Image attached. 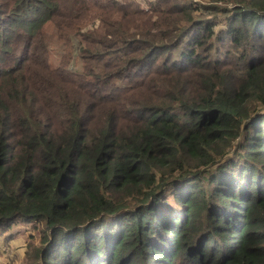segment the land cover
Listing matches in <instances>:
<instances>
[{"label": "trees", "instance_id": "16d2710c", "mask_svg": "<svg viewBox=\"0 0 264 264\" xmlns=\"http://www.w3.org/2000/svg\"><path fill=\"white\" fill-rule=\"evenodd\" d=\"M19 225L28 264H264V0H0Z\"/></svg>", "mask_w": 264, "mask_h": 264}, {"label": "rangeland", "instance_id": "374dc122", "mask_svg": "<svg viewBox=\"0 0 264 264\" xmlns=\"http://www.w3.org/2000/svg\"><path fill=\"white\" fill-rule=\"evenodd\" d=\"M45 35L51 56L55 63H59L62 58L63 46L59 44L56 32L51 24L46 26ZM9 236H14L15 240L12 239L8 242L5 239L6 237L3 236L0 240V264H28L24 262L26 247L32 236L37 238L35 231L29 226L19 225L12 229L7 238Z\"/></svg>", "mask_w": 264, "mask_h": 264}]
</instances>
